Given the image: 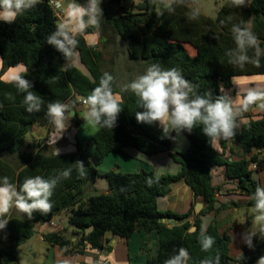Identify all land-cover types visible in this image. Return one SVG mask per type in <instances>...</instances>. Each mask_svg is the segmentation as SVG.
Returning a JSON list of instances; mask_svg holds the SVG:
<instances>
[{"label": "trees", "instance_id": "obj_1", "mask_svg": "<svg viewBox=\"0 0 264 264\" xmlns=\"http://www.w3.org/2000/svg\"><path fill=\"white\" fill-rule=\"evenodd\" d=\"M122 1L102 0L100 27H90L83 35L77 36L75 50L88 74L70 64L65 67L67 61L63 54L47 44V36L60 23L51 0H42L18 15L13 24L0 21V178L7 176L19 188L28 177L39 175L50 179L60 171L71 170L68 178L58 181L50 198L52 209L49 213L35 212L32 218H28L13 208L5 217L9 222L0 229V264L20 263L18 249L36 235L37 225L46 224L64 212L69 213L67 227L43 236L44 241L52 248H59L64 257L84 255L88 249L110 251L111 248L104 244L108 234L128 240L137 232H155L158 236L157 254L150 256L145 264H165L180 247L189 252L188 264H201L202 260H214L216 256L220 257V264H232L231 236L227 232L221 233L218 222L204 229L201 217L219 211L215 208L217 189L212 184V170L217 166H224L227 177L239 180L243 188L248 181L252 182L254 187L244 190L250 196L249 206L253 207L251 197L259 185L252 181V164H257L256 172L264 169V161L259 160L257 154L264 150V117L240 126V119L246 115L243 112L237 118L239 126L235 135L222 139L223 147L227 140L239 143L245 154H252L249 160H224L202 133V125L194 128L191 134L182 133L189 148L186 152L173 154L170 152L172 139L163 136L159 124L136 121L135 113L143 111L138 98L131 91L118 87L111 74L114 77L113 91L121 96L123 111L115 128L99 127L94 136L95 151L90 161L84 164L83 175L75 164L81 161V145L77 146L76 152L59 155L47 153V148H39L41 143L36 146L39 148L36 153L24 151L33 126L51 123L46 116L49 102L75 103L77 97L86 98L99 85L105 73L101 66L102 54L88 43L86 36L89 34L100 33L102 38L112 35L122 39L132 61L180 69L185 78L196 85L197 94H211L212 99L225 97L221 89L231 88L235 77L264 75V56L258 66L248 63L243 68L229 64L225 56L226 50L236 47L232 25L245 27L249 19L253 20V33L262 40L260 47L264 46V0H251L247 9L231 6L230 0H225L215 17L199 12L195 20H190L187 13L194 9L192 5L196 0H185L175 12L165 10L162 14L154 3L150 6L149 1L153 0H140L125 7L121 6ZM77 2L86 3V0ZM116 6L120 9L119 14L115 12ZM228 17H231L230 21ZM221 21L225 23L221 24ZM188 46L196 50L195 55L188 51ZM18 66L27 69L21 74L33 83V91L43 100L39 112H27L23 94L2 79L9 69ZM9 93L14 99L8 98ZM126 148H134L148 156L167 153L180 164L181 170L177 174L162 176L145 170L131 174L111 171L104 176L108 181V193L86 198L85 186L101 177L97 167L109 154H124ZM179 181L191 188L195 200L202 198L206 203V208L193 220L190 219L194 214L193 207L186 214L162 212L158 208V198L168 196L172 186ZM252 220L253 216L248 223ZM91 227L93 230L87 233ZM192 228L196 231L190 232ZM201 232L215 240L207 252L200 244ZM262 255L264 235L258 233L253 237V247L245 245L235 262L256 264Z\"/></svg>", "mask_w": 264, "mask_h": 264}, {"label": "clouds", "instance_id": "obj_2", "mask_svg": "<svg viewBox=\"0 0 264 264\" xmlns=\"http://www.w3.org/2000/svg\"><path fill=\"white\" fill-rule=\"evenodd\" d=\"M41 0H0V21L13 24L18 15L34 8ZM102 0H86L79 3L77 0H51L54 6L62 13L63 19L56 25L55 31L47 36V44L53 46L65 57L67 67L75 54L78 45L77 36L83 35L88 28L100 27L103 9ZM153 3L163 11L175 12L177 6L185 3V0H153ZM231 6L244 7L246 0H230ZM198 9H193L187 16L190 20L198 19ZM229 21L231 17L227 18ZM225 21H221L224 24ZM232 38L236 47L228 49L225 56L228 63L243 68L248 63L259 65L260 58L264 56V48L260 47L258 37L247 27L233 24L231 28ZM252 55H249V53ZM26 73L27 69L22 68ZM114 77L105 72L100 78L99 85L82 100L80 113L84 122L95 128L113 129L117 126L122 98L114 93L112 83ZM8 83L15 86L18 93L23 94V104L29 113L39 112L43 100L33 91V83L26 79V75L17 72ZM196 85L186 79L182 71L177 68H163L160 64H151L145 72L124 86L125 91H131L137 98L143 111H137L135 118L138 123H158L163 136L169 137L175 132L177 136L187 132L192 133L194 128L202 125V133L211 143H217L221 139H229L235 135L238 128L237 118L243 112H247L250 106L258 104L264 109V91L249 90L239 102L238 107L233 106V101L225 97L211 98V94L200 95L195 92ZM9 99H14L11 93ZM2 107V105H0ZM76 111L70 109L67 104L60 101L47 104L46 116L57 129H65L66 121L76 117ZM59 155V150L57 152ZM84 174V163H75ZM71 170H63L55 178L45 179L42 176L28 177L19 188L10 182L7 176L0 178V229H4L9 220L5 219L14 208L18 212L32 218L33 213L47 214L52 209L50 198L61 178H68ZM251 199L253 226L255 231H247L244 234V243L253 247V237L264 235V186H257ZM194 229H190V232ZM213 237L201 232L200 244L202 250L207 252L214 245ZM190 255L187 249L180 247L174 255L165 261V264H188ZM201 264H220V257L205 259ZM256 264H264V255L260 256Z\"/></svg>", "mask_w": 264, "mask_h": 264}, {"label": "crops", "instance_id": "obj_3", "mask_svg": "<svg viewBox=\"0 0 264 264\" xmlns=\"http://www.w3.org/2000/svg\"><path fill=\"white\" fill-rule=\"evenodd\" d=\"M139 1L140 0H123L120 4L125 7ZM221 1L224 3L225 0ZM65 2H67V0H65ZM197 2L199 1L196 0L193 3L192 8L198 9L200 13L206 16L214 17L205 11L207 3L197 5ZM250 3L251 0H246L244 8H249ZM115 12L117 14L120 13L118 6L115 7ZM62 19H59L60 22ZM245 27L252 31L253 20L249 19ZM86 39L90 45L101 52V66L103 71L112 74L120 88H124L125 85L130 83L137 76L143 74L149 66L146 62H135L130 60L127 52V44L120 38H115L112 35L102 38L100 33H95L87 35ZM258 40L259 42L262 41L260 39ZM261 48H264V46ZM187 49L192 55L196 54L194 48L188 46ZM69 64L78 68L84 74H88V71L81 63L77 50H75V54ZM22 68L25 67L18 66L9 69L3 75L2 79L8 82L17 72L23 73ZM249 90L264 91V75L235 77L232 87L228 89L222 87L221 94L231 99L234 107H238L239 102ZM81 102L82 99L77 97L75 103L73 102L74 104L71 102L67 103L68 107L76 111L77 115L74 119L66 121L65 129H57L52 123L46 126L39 124L34 125L30 132L31 138L27 136V147L24 151L26 153H36L39 148L44 147L47 148V153L57 154L59 150V154H67L76 152L77 146L81 145V161L84 164L89 162L95 151L94 136L99 130V127H92L94 134L87 132L85 129L86 123L80 118ZM258 104L259 102L255 106L249 108L245 117L240 119V126L251 120H259L264 117V109H260ZM170 137L172 139L171 153H183L188 150L189 142L184 135L181 134L177 136L171 133ZM39 143H41V146L36 148ZM213 147L224 160L229 162L249 160L252 156V154H245L241 145L231 140L225 141L223 147L221 139L217 143H214ZM257 154L258 159L264 161V150L259 151ZM97 170L101 174V177L95 182L85 186L84 194L86 198L108 193V181L104 176L111 171L131 174L145 170L154 173L156 176H162L164 174L179 173L181 166L167 153L148 156L134 148H126L124 154H109L102 164L97 167ZM252 181L259 186H264V169L259 172L254 170ZM212 184L217 189L215 208L219 211L217 214L210 213L201 217L204 229L210 224L218 222L221 226V233L227 232L230 235V231L235 225L232 222L229 223L228 218L231 213L240 212V209H244V217L248 216L246 226L250 225L251 223H248V219L253 216L250 215L252 207L249 206L250 196L246 193L244 188L251 190L254 187L252 182L248 181L243 188L239 180H232L227 177L226 168L224 166H217L212 170ZM192 207L194 208V214L190 217L191 220L198 215L196 213V200L193 191L184 181L175 183L168 196L158 198V208L162 212L171 211L177 214H186ZM68 218L69 213L64 212L59 217L54 218L46 224L37 225L36 234L44 241L43 236L45 234L66 228ZM243 221V219L239 221L238 227H242V225L245 224L242 223ZM51 222H54L56 227L52 226ZM170 224H174V222H170ZM230 236L232 239L230 244L231 250L234 239L232 235ZM104 244L105 247H110L111 250L108 251L105 249L97 251L88 249L84 255L77 254L66 257L63 256L59 248L51 247L49 249V255L52 257V262L50 264H58L59 262H62V264H81L82 262L88 264H145L150 256L153 257L157 254L158 236L155 232L151 234L137 232L132 235L130 239L125 240L108 234L104 238ZM245 245L244 243L243 249Z\"/></svg>", "mask_w": 264, "mask_h": 264}, {"label": "rangeland", "instance_id": "obj_4", "mask_svg": "<svg viewBox=\"0 0 264 264\" xmlns=\"http://www.w3.org/2000/svg\"><path fill=\"white\" fill-rule=\"evenodd\" d=\"M197 5L207 3L205 11L215 17L216 12L220 9L223 4L221 0H198ZM157 11H161L160 8L156 6ZM72 59V58H71ZM2 69V60L0 58V71ZM85 129L87 132L94 134L92 127L85 124ZM31 138V134L28 135ZM244 209H240L238 213H231L228 220L229 223L232 222L235 227L230 231V235L233 236V244L231 245L230 256L232 258V264H236L235 260L240 256L243 250L244 244V234L249 231H255L256 228L253 226V220L251 224L246 226L247 217L243 216ZM250 215H253L252 208L250 210ZM249 215V216H250ZM244 220L242 227H238L239 221ZM258 234V233H257ZM51 247L44 241H42L36 234L32 239L27 241L25 244L21 245L18 249L20 264H50L52 262V257L49 255V249Z\"/></svg>", "mask_w": 264, "mask_h": 264}, {"label": "water", "instance_id": "obj_5", "mask_svg": "<svg viewBox=\"0 0 264 264\" xmlns=\"http://www.w3.org/2000/svg\"><path fill=\"white\" fill-rule=\"evenodd\" d=\"M149 4H150V6H152L153 5V2L152 1H149ZM205 208H206L205 201L202 198H198L196 200V213L199 215L200 212L202 210H204ZM192 229H194V231H192V232H195L196 231V228H192ZM92 230H93V227L87 229V233H90Z\"/></svg>", "mask_w": 264, "mask_h": 264}, {"label": "built area", "instance_id": "obj_6", "mask_svg": "<svg viewBox=\"0 0 264 264\" xmlns=\"http://www.w3.org/2000/svg\"><path fill=\"white\" fill-rule=\"evenodd\" d=\"M42 1V0H41ZM50 4H51V2H50ZM53 7V9H54V12H55V14H56V16L58 17V19H62L63 18V16H62V13L61 12H59L57 9H55V7L54 6H52ZM84 98H82V100H83ZM252 168L255 170L256 168H257V164H252ZM170 224V223H169ZM51 225L52 226H54V227H56V224L54 223V222H51ZM172 225V224H171Z\"/></svg>", "mask_w": 264, "mask_h": 264}]
</instances>
